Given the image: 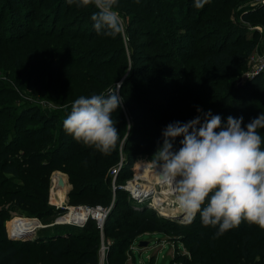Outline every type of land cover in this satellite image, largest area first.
I'll return each instance as SVG.
<instances>
[{
	"label": "trees",
	"instance_id": "trees-1",
	"mask_svg": "<svg viewBox=\"0 0 264 264\" xmlns=\"http://www.w3.org/2000/svg\"><path fill=\"white\" fill-rule=\"evenodd\" d=\"M194 1L184 0L186 9L183 10L186 14V22L177 24L178 31H166L162 35V25L165 24L163 20L170 19L169 15L166 17L168 12L160 11L163 4L153 3L154 0H142L140 4L134 0H119L118 5L131 7L133 16L131 29L135 36L139 37L135 42L136 47L138 45L148 50L158 45L164 48L168 59L163 69L157 65L146 64L140 67L137 65L134 70L138 71L139 76L148 74L153 80L149 81L151 77L141 79L132 75L135 89H127L126 99L136 98L137 107L141 110L146 104L152 103L153 108H157L154 110L159 112L163 119L171 115L173 117L171 121L177 119L185 121L193 117L194 112L188 114V109L183 107L181 101L184 99L189 98L192 103L197 102V99H199L198 103L200 99L207 100L211 102L213 109L226 108L237 116L242 115L243 126L244 122L260 111H264V73H256L246 77L243 82H238L243 64L253 51L254 41L246 40L247 27L244 24L229 22L227 18L223 19L224 15H220V27H216V23H208V26L213 28L212 43H209L208 47L205 46V49L202 45L196 44L194 50L189 51L186 44H193L200 33L201 16L198 14L202 7L192 4ZM86 6V9L74 13L72 4L66 3V0H0V58L5 46H11L13 43L22 45L32 32L35 36L56 39L61 37L67 26L80 29L85 21H87L86 28L91 32L87 35L72 33L69 38L76 42H84L86 45L103 40V35L97 34L92 28L90 16L95 9L91 3ZM209 8L210 5L207 9ZM154 11L157 12L153 13ZM64 12H67V15L71 14V18L62 21ZM242 18L251 23L260 20L264 28V0L243 13ZM59 24L62 30L57 32ZM116 36L118 38L116 42H122V34L119 33ZM43 52L42 48L38 50L33 47L19 50L21 56L18 58L21 60L26 58L29 66L28 72L24 73L27 86L33 92L56 99L69 91L80 95L76 78L72 82L62 81V57L52 58L48 72L44 71L41 63ZM135 52L132 53L134 57H136ZM104 73L105 71L100 72L97 79L103 81ZM169 79L171 83L165 85V89H169L171 99L161 103V94L148 86L155 83L161 85ZM127 87L128 82L124 83L122 91ZM99 91L90 88L84 95ZM129 104V107L133 108V105ZM70 107L71 103L63 110L62 115L49 116L41 113L33 105L24 106L19 112L8 116L6 108H0V264H99V228L93 219H89L84 226L70 228L69 231L54 225L56 229L50 233L40 234L34 239L19 240L16 243L9 237L6 230V216L10 214L8 209L10 205H14L16 211L22 215L32 213L44 216L54 212H64V209L56 211L48 203L50 176L55 170H64L69 174L74 189L70 192L71 198L76 199L79 195L89 196L93 204L101 203L106 206L110 204L107 197L104 198L98 189L90 188H97V180L104 176L110 166L118 162L119 151L116 145L121 140L120 134L116 145L108 153L85 145L73 138L62 126V120ZM183 108L186 111L181 112ZM44 118L48 119L44 120ZM37 121L43 123L36 124ZM50 124L53 125L55 133ZM12 126L16 130L13 134L10 132ZM163 126L165 125L161 128L153 126L154 138L141 137V142L132 145L134 149L142 152L149 149L154 140L162 142ZM258 131L264 137V128ZM127 147L129 145L125 147L126 164L117 175L119 184L133 176V167L137 162L135 153L127 150ZM261 147H264V142ZM143 163L137 164L138 168ZM149 166L150 163L144 169L146 170ZM9 175L19 178L20 182L13 186L7 177ZM120 201L121 203L112 208V215L105 223L108 231L128 229L125 237L120 238L113 246L115 250H119L113 264H127L121 257V253L139 234L154 231L167 233L168 231L167 227L162 225L165 223L160 221L161 217L158 218L153 212L151 213L154 215H151L148 207L141 209L137 207V204L128 203L127 199L121 197ZM121 207L129 211L130 215L127 214L130 218L128 216L126 219L120 218L116 211ZM207 228L212 236L208 244L212 247H215V238L231 233L233 230L230 228L217 236L215 226H207ZM261 232L260 237L258 236L262 242L258 249L261 258L254 261V264H264V229ZM250 238L249 233L241 237L239 244L242 243V245L238 246L241 254L245 253V244H249ZM215 256L216 250L213 260H206L204 264H230L229 261L222 260V257L216 259ZM174 260L172 257L171 263Z\"/></svg>",
	"mask_w": 264,
	"mask_h": 264
},
{
	"label": "rangeland",
	"instance_id": "rangeland-1",
	"mask_svg": "<svg viewBox=\"0 0 264 264\" xmlns=\"http://www.w3.org/2000/svg\"><path fill=\"white\" fill-rule=\"evenodd\" d=\"M134 1L139 4L142 2V0ZM154 1L155 2L153 3L163 4V8L160 11H166L168 12L166 17L170 16L169 20H163L165 23L164 25L161 24L163 28V31L161 32L162 35H164L166 31H178L177 24L186 22V14L184 13V10L186 9V5L184 6V4H186V2H184V0ZM262 1L263 0H207L203 6H200L202 9L200 8L201 10L198 14L201 16V22L199 23V38L193 44H186L188 45V50L192 52L196 44L202 45L205 49V46L208 47V44L212 43L214 40V36L212 34L213 28L208 26V23H216L215 26L220 27V15H224L223 19L227 18L229 22L232 21L236 24L240 22L241 24H244L247 27L245 32L246 40L254 41L255 45L251 55L242 67L243 69L238 82H243L246 77L251 76V74L261 65L264 59V28L262 26V21L257 20L252 23L246 22L242 18V15L247 10L259 5ZM192 4H195V1L192 2ZM209 5L210 8L207 9ZM117 7L119 8L120 14L125 23V31L121 33L123 39L122 42H116V39H118L116 35H103V40L93 42L92 45H86L84 42H76L70 39L69 35L72 33L87 35L91 32L86 28L87 21H85L83 27L80 29L73 26H67L60 38H43L41 36H35V33L32 32L22 45L18 46L16 43H13L11 46H5L2 50V56L0 58V108H6L5 110L7 116L11 113L19 112L24 106L28 105L35 106L36 109H38L41 113H44L46 116L51 114L62 115L63 110L72 102L74 98L79 96V94H72L69 91L68 93H63L56 99L33 92L27 86L26 79L24 78V73L29 70L27 59L24 58V60H21V58H18L21 56L19 54V50L21 48L30 49L33 47L35 49L38 48V50L42 48L44 52L41 63L45 72H48L49 63L52 58H58L59 56L62 57V81L67 83L70 80L72 82L75 81L74 78H76L79 83L81 94L88 93L87 91H89L90 88L106 91L108 86L115 85V82H120L119 91L124 97L123 106L119 107L112 114L113 118L116 120L117 131L119 132L121 139L119 144L116 145L117 150L119 151L118 162L110 166L106 170L104 176L97 180V188L90 189H98L99 193H101L104 198L107 197L109 200L110 204L107 206L110 207V210L107 214L106 220L110 217V215H112V208L121 203V197L127 199L128 203L137 204V207H140L141 209L148 207L151 215H154L153 213H155L158 218L161 217L160 221H164L163 223H165L162 225L166 226L168 230L167 233L154 231L139 234L136 239L130 243L129 247L121 253V257L127 264H204L206 260H213L214 251L216 250V259H220V257H222V260L229 261L230 264H254V261L261 258L258 249H260L262 242L258 236L260 237V234L262 233L261 231L264 228L254 223H248L242 219L239 225L233 227L231 233L215 238V247H212L208 244L209 239L212 237L211 233L207 226L201 224L199 214H197L191 221H188L184 212L176 203L174 192H172L169 198L164 200L160 205L153 202L156 193L162 191L163 182L158 179L152 180V176H149L148 172L150 171V168L154 166L151 159L160 141L154 140V142L151 143V146H149L150 148L142 152L134 149L132 145L137 142H141V137L154 138L155 133L152 127L157 126L161 128L162 125H166L170 122L173 117L169 115L168 118L163 119L160 113L155 111L157 108H153L152 103L151 105L146 104L142 110L138 109V100L136 98L133 100L126 99V93L128 90L135 89V85L131 79L135 75L136 78L148 79V77H151V80L149 81L153 80L152 76L148 74L139 76L138 71L134 70L137 65H139V67L140 65L146 64L157 65V67L163 69L168 59L166 52L163 50L164 48L159 47L158 45L152 46L148 50L143 49L138 45L136 47L135 42L139 37H136L131 29L133 18L131 7L129 5H117ZM84 8L86 9L87 6L77 7L75 4H72L74 13L82 11ZM155 12L157 11H154L153 13ZM66 13L67 12H64L62 21L71 18V14L67 15ZM59 30H62L60 24L57 26V32H59ZM130 35L132 36L129 37ZM133 52L136 53V57L132 54ZM17 53L19 55H16ZM98 61H100L99 64ZM104 71V80H98V74L100 72L103 73ZM126 82H128V87L122 91V87ZM170 83L171 79L161 85H156L155 83V85L150 84L148 87L153 90H157L162 96L161 103H165L171 99L169 89H165V85H170ZM198 101L199 99H197V102L192 103V101L188 98L181 101V103L184 108L188 109V114L194 112L193 117L197 115V105L204 110L211 109L213 114L219 113L222 121L229 114L237 116V114L226 110V108H221L220 110L213 109V105L210 101L202 99H200V103H198ZM129 103L133 105V108L129 107ZM184 108L180 111H186ZM45 119L48 118H44V120ZM37 123L43 122L37 121L36 124ZM129 124H131L130 128L127 127ZM50 126L52 127L53 125L50 124ZM52 131H54V133L56 132L53 127ZM10 132L12 134L16 132L13 126L11 127ZM180 139L181 137L176 138L175 146H179ZM126 145H129L127 150L135 153L134 157L137 158V162L133 167V176L127 179L124 183L120 182L119 184V182H117L118 177L116 176V178H114L112 169L115 166H119V173L123 166H125ZM142 162L144 163L138 168L141 172V177H139L141 183H152L156 185V188L147 194L142 192L139 196H134L131 191H129L126 187L123 188L122 186H125L128 181H132L138 177V171L136 170L138 167L137 164ZM149 163L150 166L145 170V166ZM56 173H60V176L62 177L64 176L63 178L66 186L64 198L62 200L60 199V203L54 201L52 197V184ZM7 177H9V182H12L13 186L20 182L19 178H13L10 175ZM48 190V203H50L56 211L64 209V212H54L53 214H46L44 216L32 214L31 212V214L22 215L16 211V207L14 205H10L8 208L10 210V214L6 216V230L9 237L15 241V243L19 240L34 239V237L40 234L50 233V231L56 229L55 226H59L60 228L62 227L64 231H69L68 229L70 228L74 229L77 227L76 225L69 222L65 224H61L62 222H60V225H57L58 223H55V219L63 214H68L71 210L77 211L78 209L88 205L101 204H93L92 198L89 196L79 195L76 199L71 198L70 192L74 190L73 184L69 174L64 170L53 171L50 176ZM118 191H122V193H118ZM57 197L60 198L59 196ZM117 212L119 213L121 219H126L129 214V211H127L124 207H121L118 211H116V213ZM45 213L46 212H44V214ZM116 216H118V214ZM19 217L38 218L40 219L41 224L39 227L35 228L31 234L25 235L23 238H16L15 236L10 235V230H13L14 232L18 230L20 220ZM128 217L130 218V216ZM17 218H19V220L16 224ZM102 232L104 242L103 255L101 251L102 242L100 238ZM127 232V228L108 231V229H106V224L104 225L103 231H100L99 229V264H113L115 256L119 254V250H115L113 246L120 238L125 237ZM248 233L251 237L249 240L250 242L249 244H245V253L241 254L238 246H241L242 243L239 244V242L241 241V237ZM141 241H148V244L140 246L139 243ZM172 257L175 260L171 263Z\"/></svg>",
	"mask_w": 264,
	"mask_h": 264
},
{
	"label": "clouds",
	"instance_id": "clouds-1",
	"mask_svg": "<svg viewBox=\"0 0 264 264\" xmlns=\"http://www.w3.org/2000/svg\"><path fill=\"white\" fill-rule=\"evenodd\" d=\"M207 0H195L203 6ZM77 7H94L90 19L97 34L123 33L125 23L119 0H66ZM120 82L71 102L62 120L65 131L76 140L108 153L119 132L113 112L123 106ZM197 115L172 120L161 129V141L152 162L161 181L171 185L178 207L188 221L199 214L201 224L215 226L221 235L243 219L264 228V111L243 123L242 115L219 113L196 106ZM127 127H131L129 124ZM177 137L179 146H175Z\"/></svg>",
	"mask_w": 264,
	"mask_h": 264
},
{
	"label": "bare ground",
	"instance_id": "bare-ground-1",
	"mask_svg": "<svg viewBox=\"0 0 264 264\" xmlns=\"http://www.w3.org/2000/svg\"><path fill=\"white\" fill-rule=\"evenodd\" d=\"M137 171H138V175H137L138 177L131 181L132 189L139 190L138 193L139 192L140 193L143 192L144 194H147L148 192H150V191H152L153 189L156 188L155 184H152V183H146V184L145 183H141V181L139 179V177H141L140 176L141 172L138 169V167H137ZM148 173H149L148 174L149 176H152V178H151L152 180L158 179V180L161 181V178H160V176L158 175V173L156 171L155 165L150 168V171ZM60 175H61L60 173H56L55 174V176L53 178V184H52V197H53V200L58 202V203H60V201L64 198V191L66 189L65 185L62 186V187H60L58 185V181H59ZM161 190L162 191L157 192L155 197H154V202L159 204V205L161 203H163L164 200L168 199L170 194H172V192H173L171 185L165 183V186H164V182H163V188ZM57 196H59L60 198H58ZM75 216L76 215H74L73 213L66 214L65 216H60V217L55 219V220H57V221H55V223H59V222H62V221H65V220H69V219H72V218L74 219ZM39 222L40 221H39L38 218L21 217L20 220H19L18 234L25 233V232L27 234L30 233L31 229L33 227H35V224H39Z\"/></svg>",
	"mask_w": 264,
	"mask_h": 264
},
{
	"label": "built area",
	"instance_id": "built-area-1",
	"mask_svg": "<svg viewBox=\"0 0 264 264\" xmlns=\"http://www.w3.org/2000/svg\"><path fill=\"white\" fill-rule=\"evenodd\" d=\"M259 72H263L264 73V59H263L261 65L251 75H254V74L259 73ZM118 169H119V166H115L112 169L113 174H114V178H116V176H117ZM122 187L123 188L126 187L129 191H131V193H133L134 196H137V195L139 196V194H140V192L138 193L137 190L132 189L131 181H128L126 183V185L125 186L123 185ZM145 196H147V195H145ZM109 210H110V207L105 206V205L103 206L101 204L88 205V206H85V207H82V208L78 209L77 211H72L71 210L68 214L73 213L74 215H76L74 217V219L72 218V219H69V220L62 221L61 224H65V223L69 222V223H72V224H74L76 226H84L89 219H93V220L96 221V224H97L98 228L100 229V231H103V228H104V225H105V221H106V217H107V214H108ZM65 215L66 214H63L61 216H65ZM39 221H40V219H39ZM55 221H57V220H55ZM40 224H41V222H39V224H35V227H33L31 229L30 233H28V234L26 232L18 234L17 232H14L13 230H10V234L14 233V236L16 238H18V237L23 238V237H25V235L31 234L32 231L35 228L39 227ZM58 224H60V222ZM100 238H101V242H102L101 251H102V255H103L104 254L103 232H102V235L100 236Z\"/></svg>",
	"mask_w": 264,
	"mask_h": 264
},
{
	"label": "water",
	"instance_id": "water-1",
	"mask_svg": "<svg viewBox=\"0 0 264 264\" xmlns=\"http://www.w3.org/2000/svg\"><path fill=\"white\" fill-rule=\"evenodd\" d=\"M58 185H59L60 187H62V186L65 185V181H64V178H63L62 176H60V178H59ZM10 235H11V236H14V233H12V234H10ZM147 244H148V241H141V242L139 243L140 246H142V245H147Z\"/></svg>",
	"mask_w": 264,
	"mask_h": 264
},
{
	"label": "crops",
	"instance_id": "crops-1",
	"mask_svg": "<svg viewBox=\"0 0 264 264\" xmlns=\"http://www.w3.org/2000/svg\"><path fill=\"white\" fill-rule=\"evenodd\" d=\"M16 217H18V216H16ZM18 220H19V218L16 220V224H17ZM18 228H19V224H18ZM16 232L18 233V230H16Z\"/></svg>",
	"mask_w": 264,
	"mask_h": 264
}]
</instances>
